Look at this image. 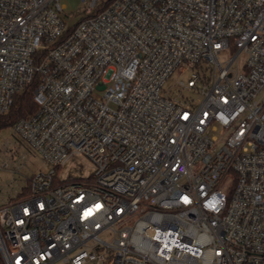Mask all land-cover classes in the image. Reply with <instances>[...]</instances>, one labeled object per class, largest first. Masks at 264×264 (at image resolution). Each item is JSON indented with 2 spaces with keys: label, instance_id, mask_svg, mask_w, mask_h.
I'll list each match as a JSON object with an SVG mask.
<instances>
[{
  "label": "built area",
  "instance_id": "2783aa9c",
  "mask_svg": "<svg viewBox=\"0 0 264 264\" xmlns=\"http://www.w3.org/2000/svg\"><path fill=\"white\" fill-rule=\"evenodd\" d=\"M82 2L0 0L6 128L93 164L0 204V264H264V0Z\"/></svg>",
  "mask_w": 264,
  "mask_h": 264
},
{
  "label": "rangeland",
  "instance_id": "374dc122",
  "mask_svg": "<svg viewBox=\"0 0 264 264\" xmlns=\"http://www.w3.org/2000/svg\"><path fill=\"white\" fill-rule=\"evenodd\" d=\"M59 2L64 5L61 16L67 26L76 23L82 13V0H59ZM176 74L177 72L173 73L169 80L175 79ZM180 79H186V75H181ZM168 83L170 82L167 80ZM5 160L6 165L0 168V204L10 198L18 197L19 190L26 186L29 176L39 169L49 171L54 167L56 181L87 177L93 171V164L82 154L75 155L57 166L43 162L41 156L13 135L10 128L0 129V164ZM231 179V176L225 178L222 186L224 190H227Z\"/></svg>",
  "mask_w": 264,
  "mask_h": 264
},
{
  "label": "trees",
  "instance_id": "16d2710c",
  "mask_svg": "<svg viewBox=\"0 0 264 264\" xmlns=\"http://www.w3.org/2000/svg\"><path fill=\"white\" fill-rule=\"evenodd\" d=\"M33 84L26 86L20 93L16 94L13 103L6 114L0 115V129L12 125L16 119L27 116L35 110L32 100ZM27 188L23 191L26 192Z\"/></svg>",
  "mask_w": 264,
  "mask_h": 264
}]
</instances>
